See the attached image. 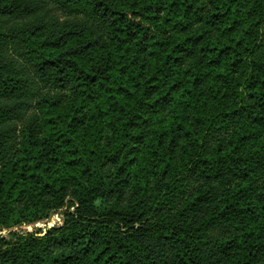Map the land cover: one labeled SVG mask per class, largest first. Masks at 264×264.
I'll list each match as a JSON object with an SVG mask.
<instances>
[{"label": "trees", "instance_id": "obj_1", "mask_svg": "<svg viewBox=\"0 0 264 264\" xmlns=\"http://www.w3.org/2000/svg\"><path fill=\"white\" fill-rule=\"evenodd\" d=\"M0 264H264V0H0Z\"/></svg>", "mask_w": 264, "mask_h": 264}, {"label": "rangeland", "instance_id": "obj_2", "mask_svg": "<svg viewBox=\"0 0 264 264\" xmlns=\"http://www.w3.org/2000/svg\"><path fill=\"white\" fill-rule=\"evenodd\" d=\"M62 212H63V210L51 214L50 218L45 220V221L33 223L31 225H26V226H22V227L12 228V229H8V230H2V231H0V236H6L7 237L10 231L28 233V232H32V231H38L41 229L45 230L47 227H54L57 225H61L63 222Z\"/></svg>", "mask_w": 264, "mask_h": 264}]
</instances>
